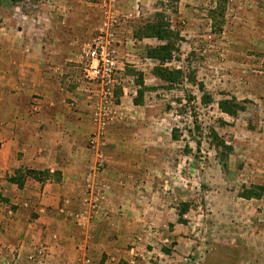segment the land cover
<instances>
[{
  "label": "rangeland",
  "instance_id": "obj_1",
  "mask_svg": "<svg viewBox=\"0 0 264 264\" xmlns=\"http://www.w3.org/2000/svg\"><path fill=\"white\" fill-rule=\"evenodd\" d=\"M120 2L0 0V39L47 44L6 56L44 57L46 91L25 81L26 106L0 118V133L11 121L36 136L43 158L6 176L28 194L26 206L0 196V264H264V0ZM155 12L181 37L164 64L182 72L171 87L146 57L160 42L135 37ZM93 41L113 52L107 105L84 76ZM222 100L241 109L228 116ZM55 145L59 166L75 152L63 169L52 165ZM35 183L57 188V202L37 205Z\"/></svg>",
  "mask_w": 264,
  "mask_h": 264
},
{
  "label": "crops",
  "instance_id": "obj_2",
  "mask_svg": "<svg viewBox=\"0 0 264 264\" xmlns=\"http://www.w3.org/2000/svg\"><path fill=\"white\" fill-rule=\"evenodd\" d=\"M121 2V7H123V3L127 0H120ZM128 1H133V0H128ZM139 1V0H135ZM70 3H73L69 1ZM143 2H147V0H143ZM70 8V6L68 7ZM54 11V9H52ZM53 16L56 15V13L53 12ZM68 16H72L70 13L67 12ZM134 22V21H133ZM21 27L24 28V26ZM21 28V31L23 33V30ZM52 31H54V34L59 33V28L58 27H51ZM3 30L2 28L0 31ZM38 32H40L42 35L44 34L43 30H40V27L37 28ZM26 31H30V28H26ZM20 30L18 31L16 29V33H19ZM7 32L3 33L4 36H6ZM38 35V34H37ZM39 37V36H37ZM36 40H16L14 41H8L6 38H1L0 39V118L5 117L6 119L10 118V114L14 113V110H17V112H21L22 108L24 106V101L23 103H19L18 101L20 100V97L22 96L23 98L28 97L30 94L29 90L27 89V84L25 81H35V86L34 89L38 91L43 92L44 89V82L45 80V75L42 74L41 72L37 70L38 66L45 62V58L42 56H37L36 58H30L27 57L21 62H18V60H14L15 62H9L8 56L9 51L14 53L13 48L17 51H19L21 48L27 49V48H34L35 50H39V55L41 53L42 47H46L47 44L43 40V38H37ZM154 40V39H153ZM135 40H133L134 42ZM150 41V40H149ZM138 43L140 41H137ZM53 42L51 41V44ZM46 45V46H45ZM28 56V55H27ZM47 62V61H46ZM30 67L33 68L35 67L36 71L32 72L30 70ZM19 72L17 75L15 72L18 70ZM29 83V82H28ZM32 87V85H31ZM42 87V88H41ZM17 90H20L21 94L19 92H16ZM14 91L15 93H12ZM46 91V90H45ZM21 95V96H20ZM19 106H21L20 109ZM40 108H38L39 110ZM53 114V113H51ZM52 117L56 118L55 115ZM50 117L49 120H53V118ZM43 123V122H42ZM15 123L13 124L11 121L6 122L3 126L2 133H0V196L9 200V203H13L14 201H17L19 203V206H26L27 201L25 200V195L28 194V191L23 188L22 190H18L15 185H12L8 182L6 179V176L11 174L12 169L18 168L19 166H24L32 169H38L41 168L43 164V158H42V153L41 149H39V140L36 138V136L33 137V135H29L28 138H26L23 134L18 132L17 128L13 127ZM18 126V124H16ZM36 126V125H34ZM46 127H49V125H45ZM55 122L54 120L50 122V127L52 129H55ZM59 126V121H57V127ZM21 127L24 128L23 125ZM11 128V129H10ZM10 129L9 131H7ZM37 130V129H36ZM1 132V131H0ZM36 135V131L34 133ZM72 150V149H70ZM52 165L55 168H65L67 164L70 162V158L74 155L71 152L67 154L66 157V164L65 165H58L60 155H59V146H54L52 149ZM74 177V176H72ZM32 181H26L25 183H29L30 187L33 186L31 184ZM35 183V188L33 190L35 197H36V203L38 204H45L46 198L49 194H51V199L57 194V192L54 193V191L57 190V188H54L53 186H49L47 188L48 190H45L46 187H36ZM71 189H75L77 191V188L75 186H71ZM35 189L36 192H35ZM115 194V193H114ZM15 196V200H13V197ZM19 197V198H18ZM28 197V196H26ZM18 198V199H17ZM55 202H57L58 197H54ZM39 200V202H38ZM54 202V200L52 201ZM15 203V202H14ZM52 209H54V204ZM40 210H43L41 208ZM21 220V219H17ZM26 220V219H25ZM42 220L41 217L36 219Z\"/></svg>",
  "mask_w": 264,
  "mask_h": 264
},
{
  "label": "trees",
  "instance_id": "obj_3",
  "mask_svg": "<svg viewBox=\"0 0 264 264\" xmlns=\"http://www.w3.org/2000/svg\"><path fill=\"white\" fill-rule=\"evenodd\" d=\"M136 33L135 37L137 39H155L160 42L159 45L153 47L147 46L145 48L146 57L157 62V66L152 69L154 77L167 83L169 87L181 82L182 72L179 69H169L164 66V64L169 63L178 52L177 43L181 41V37L177 31L170 28L163 13L155 12L152 21L143 25ZM217 107L222 113L228 116H234L237 109H241L235 102L226 100L219 101ZM25 174L33 175L34 173L30 170H26ZM11 180L15 181L18 186L21 185L17 178ZM258 189L264 191L261 187ZM182 206L185 207L184 205Z\"/></svg>",
  "mask_w": 264,
  "mask_h": 264
},
{
  "label": "built area",
  "instance_id": "obj_4",
  "mask_svg": "<svg viewBox=\"0 0 264 264\" xmlns=\"http://www.w3.org/2000/svg\"><path fill=\"white\" fill-rule=\"evenodd\" d=\"M82 52L85 61L84 76L100 89V101L102 104L107 105L115 83L113 52L107 43L101 41H93L92 44L84 45ZM92 117L98 128L103 129L105 125L103 109L101 113L93 112Z\"/></svg>",
  "mask_w": 264,
  "mask_h": 264
}]
</instances>
